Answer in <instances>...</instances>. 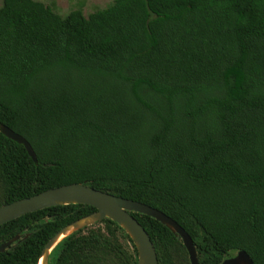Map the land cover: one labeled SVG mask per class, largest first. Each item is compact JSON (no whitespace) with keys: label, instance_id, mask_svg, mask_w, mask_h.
Instances as JSON below:
<instances>
[{"label":"trees","instance_id":"1","mask_svg":"<svg viewBox=\"0 0 264 264\" xmlns=\"http://www.w3.org/2000/svg\"><path fill=\"white\" fill-rule=\"evenodd\" d=\"M0 206L84 183L156 207L194 239L199 264L246 250L264 264V0H114L89 14L0 3ZM60 204L0 225V264H39L66 225ZM159 264H192L182 237L131 212ZM54 264H138L105 218L64 237ZM51 263V262H50Z\"/></svg>","mask_w":264,"mask_h":264},{"label":"water","instance_id":"2","mask_svg":"<svg viewBox=\"0 0 264 264\" xmlns=\"http://www.w3.org/2000/svg\"><path fill=\"white\" fill-rule=\"evenodd\" d=\"M0 129L8 137L24 144L33 159L38 161L36 151L26 137L4 123H0ZM72 203L90 204L96 207L97 210L66 225L52 237L43 249L39 264H42L41 261L43 258V264H51L50 255L52 250L64 237L78 229L102 221L105 218H110L119 223L130 235L138 249V264H159L158 254L151 236L140 221L131 213L132 211L151 215L166 224L174 232L178 233L189 251L191 263L199 264V257L194 239L186 229L171 216L146 203L96 189L81 182L50 188L31 197L19 199L0 206V225L38 209ZM19 236L20 235H17L1 244L0 252L5 251L6 248L19 238ZM222 264L255 263L246 250H240L235 256L225 259Z\"/></svg>","mask_w":264,"mask_h":264},{"label":"rangeland","instance_id":"3","mask_svg":"<svg viewBox=\"0 0 264 264\" xmlns=\"http://www.w3.org/2000/svg\"><path fill=\"white\" fill-rule=\"evenodd\" d=\"M2 0H0L1 3ZM47 3L55 2L57 10L62 13H68L73 8L83 5L86 14L91 13L96 8H102L109 5L114 0H42ZM51 264H54V257L51 258Z\"/></svg>","mask_w":264,"mask_h":264},{"label":"bare ground","instance_id":"4","mask_svg":"<svg viewBox=\"0 0 264 264\" xmlns=\"http://www.w3.org/2000/svg\"><path fill=\"white\" fill-rule=\"evenodd\" d=\"M41 263H42V264L44 263V258L42 259Z\"/></svg>","mask_w":264,"mask_h":264}]
</instances>
